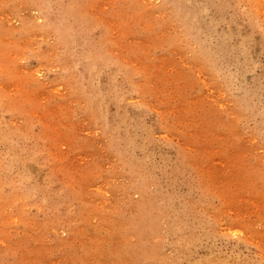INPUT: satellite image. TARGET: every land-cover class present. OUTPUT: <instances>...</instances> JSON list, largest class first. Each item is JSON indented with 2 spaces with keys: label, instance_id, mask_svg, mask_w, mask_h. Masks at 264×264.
Here are the masks:
<instances>
[{
  "label": "rangeland",
  "instance_id": "obj_1",
  "mask_svg": "<svg viewBox=\"0 0 264 264\" xmlns=\"http://www.w3.org/2000/svg\"><path fill=\"white\" fill-rule=\"evenodd\" d=\"M0 264H264V0H0Z\"/></svg>",
  "mask_w": 264,
  "mask_h": 264
}]
</instances>
